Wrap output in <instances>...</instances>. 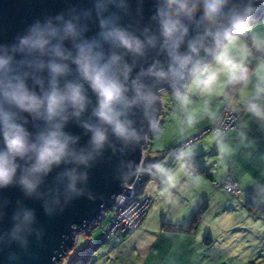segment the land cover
Instances as JSON below:
<instances>
[{"label":"clouds","instance_id":"obj_1","mask_svg":"<svg viewBox=\"0 0 264 264\" xmlns=\"http://www.w3.org/2000/svg\"><path fill=\"white\" fill-rule=\"evenodd\" d=\"M259 3L264 0H155L149 23L141 25L143 0H136L135 23L126 19L133 15L131 0H91L90 7L36 19L13 43L0 44V189L15 185L29 198L49 195L63 211L84 195L77 188L88 179L81 166L90 167L106 146L115 152L120 143L122 153L130 144L134 148L147 135L138 130L145 122L148 132L158 133L155 105L165 83L187 106L192 88L210 96L224 76L226 88L242 85L249 91L244 110L264 123V33L252 31ZM93 26L97 30L89 36ZM190 29L196 34L189 39ZM150 50L166 61L154 58L144 67ZM201 52L212 55L215 66ZM70 123L88 135L86 144L66 130ZM187 123L195 125L192 114ZM213 132L223 152L227 131ZM185 153L193 154L190 145ZM61 166L56 186L39 192ZM152 167L163 174L170 198L179 184L175 172ZM127 168L121 179H139L145 170L139 164L132 171L131 162ZM88 198L94 199L90 192ZM51 204L44 205L48 215ZM12 220L11 229L0 232V248L14 243L27 251L29 236L42 239L33 227L34 210L21 206ZM8 259L19 257L10 252Z\"/></svg>","mask_w":264,"mask_h":264},{"label":"crops","instance_id":"obj_2","mask_svg":"<svg viewBox=\"0 0 264 264\" xmlns=\"http://www.w3.org/2000/svg\"><path fill=\"white\" fill-rule=\"evenodd\" d=\"M225 85L226 80H224L222 88L214 90L212 94L219 97V103L216 102L215 113L209 120L201 122V116L204 115L202 113L195 117V125L189 127L187 118L190 111H186L185 116L180 120L181 124H176L173 120L166 123L162 119L158 132H161L160 135L168 132L169 139L164 142L166 147L175 148L195 135L197 130L216 123L226 108L228 87L226 88ZM249 94V91L244 87L238 92L234 105L239 108L241 115L237 120V128L227 131V135L223 137V142L226 145L223 152L216 142L214 132L211 131L202 137L203 139L200 138L199 142L196 141L198 143L191 144L193 151L191 156L183 150V154L176 156L172 154L158 163L166 171L175 172L179 184L172 190V196L167 198L169 193L164 191V184L161 181L163 174L155 170L156 177L147 182L150 189L148 188L145 192L146 184L144 194L151 196L148 198L152 199V205L140 229L142 228L141 232L144 236L147 235L148 240L146 247H143L141 251L138 250L139 257L135 264H174L175 261L178 262V260L187 257L190 258L192 264L195 248L198 243L201 245L196 235L205 230L204 227L200 226L196 234H184L166 231L162 224L164 222L190 223L202 206H205V214L200 225L202 222L209 221L213 203L220 192H225L224 187L217 185L216 182L222 184L228 176L238 183L240 194L237 196L239 198L237 203L256 207L262 213L259 216L264 217V123L256 120L244 110V103ZM190 98H194V96L191 95ZM160 138L163 139L161 136ZM159 154L152 151L150 156L157 157L159 160L163 159ZM178 157L180 159H177ZM185 162L188 166L195 165L198 172L190 175L189 170L185 168ZM222 198L226 205L236 202V199H230L228 196ZM224 215L229 217L230 213H224ZM151 217L153 218L152 222ZM216 227L214 226V228ZM205 235L212 236V232L207 230ZM99 237L100 234L97 233V237L93 238L94 241H97V246L92 251L89 260L92 257L95 259V263L96 260H99L96 264H103L113 257L114 259L121 258L119 254L122 253L118 251V248L124 244L121 237L105 235L98 241ZM132 238H136V234ZM135 244L137 243L134 242ZM123 263L124 259L121 264Z\"/></svg>","mask_w":264,"mask_h":264},{"label":"water","instance_id":"obj_3","mask_svg":"<svg viewBox=\"0 0 264 264\" xmlns=\"http://www.w3.org/2000/svg\"><path fill=\"white\" fill-rule=\"evenodd\" d=\"M133 15L126 18L135 23L139 18L135 15L136 0H131ZM155 0H143V20L141 25L149 23V19L154 12ZM76 6L80 8L90 7L91 0H0V44H11L14 42L18 34L24 30L34 20L39 19L41 22L46 17L55 16L60 12H66L69 7ZM259 11L255 14L253 23L264 20V3L258 4ZM199 16V14H198ZM96 27H92L89 36L95 34ZM195 31L190 29L189 39L195 36ZM181 52L187 50V44L181 46ZM201 56L209 63L212 55H205L201 52ZM154 58L166 61V56H156L155 51L149 52L147 62H142L144 67L152 62ZM166 66V65H165ZM139 68L136 69L138 71ZM165 91H171L167 83L163 85L160 92L159 102L155 105L157 108L156 117L161 122L164 103L162 95ZM89 95L91 92L89 91ZM93 100L95 99L92 97ZM139 119V116L137 117ZM29 130L31 126L29 125ZM74 135L81 136V145L87 143L89 137L75 123H70L66 129ZM140 135H147L143 140L133 145L130 144L122 153L120 149L122 144H116V151L105 147L103 154L91 162L90 167H80V171H87V181H78L77 188L84 189V195L75 197L66 206L63 211L55 204H51V196L44 195L42 198H29L24 195L18 186H9L0 189V232H6L13 225V213L21 206L35 211V223L33 227L42 232V239L37 240L35 233L28 237V250L24 251L16 244L0 248V264H59V260L65 253L75 244L78 235L99 220L105 211L116 204L118 197L124 193L130 195L129 185L136 182L137 179H121L122 174L129 169L127 164L132 163V171L136 165L143 164L145 157V149L148 145L149 135L147 122L144 123ZM61 168L54 169L45 183L38 189L41 193H47L49 189L56 186L55 177ZM61 192L64 186L60 185ZM131 190V189H130ZM91 193L94 199L88 198ZM63 203V196H61ZM22 202L18 204L17 202ZM48 202L53 208L51 215L45 213L44 205ZM3 206V207H2ZM14 252L19 259L10 261L8 255Z\"/></svg>","mask_w":264,"mask_h":264},{"label":"rangeland","instance_id":"obj_4","mask_svg":"<svg viewBox=\"0 0 264 264\" xmlns=\"http://www.w3.org/2000/svg\"><path fill=\"white\" fill-rule=\"evenodd\" d=\"M252 31L264 33V20L253 23ZM232 51L235 53V49H232ZM253 61L255 60L253 59ZM209 64L215 66L214 59L209 62ZM225 79L226 78L224 76H221L220 83L215 88V91L219 88H222ZM242 87L243 86L241 85L240 89ZM191 91V95L194 96V98H190L191 103L187 106H183L179 101L175 100L172 92L165 91L163 93L162 101L164 103L165 109L163 110L161 118L164 119L166 123L173 120L174 122H176V124H181L180 120L183 119L186 111H190L189 114H192L194 117L204 113V115L201 116V122H204L206 119L209 120L213 116L217 107L216 102L218 101L219 97L199 93L195 88H192ZM226 98L228 99L229 97L226 95ZM205 101H208L207 108L205 106ZM227 110H232L237 113L239 111V108L235 106L233 102L228 108L225 109V111ZM214 124L197 130L195 135L190 137V139H192L194 136H197L200 131L211 128L212 126H214ZM160 133L161 132L149 135L147 154L145 153V156L148 154L151 155V152L154 151V153L156 154L160 153L159 155L163 157L161 161H164L168 156L172 154H175L176 156L178 153L175 150L176 147H173L174 149L168 152V148L170 147H166V145L164 144V142L169 139V136L167 134L168 132H164L161 135ZM160 136L163 137V139H161ZM190 139L188 138L187 140ZM201 139L203 138L201 137ZM201 139L199 138L198 140L193 141V143H195L196 141L199 142V140ZM185 141H183L179 145H183ZM184 151L181 153L183 154ZM177 159H180V157H178ZM185 168L189 170V166L186 162ZM138 183L139 182H137L136 184L134 183V188L138 191L136 197L139 199L144 196L146 197L147 200L145 198H142V201H146L145 203H147V210L140 219L134 221V228H132V230L129 229L130 231L128 230V232H124V228L123 230L118 229V212L114 208H110L104 212V217L102 216L93 225H91L78 235L75 244L65 253V255L61 257V259L59 260V264H82L83 260H85L83 261L84 263H86V261L88 260L87 264H96L99 260H96L95 263V259L91 257L89 260L88 258L90 257L94 248L97 246V241L93 240V238L97 237V233L100 234L98 241L105 237V235H118L124 242L123 246L121 248H118V251L122 253L119 254L121 258L114 259L113 257L110 261L103 264H121L122 259H124L123 264H135L137 262V259L139 257L138 250L141 251L143 247L145 248L148 240L146 238L147 235L144 236L142 234V228H139L142 226V223L149 213L152 205V199L148 198L149 195L146 196V193L144 194V189L147 187L145 191L147 192V189H150V187H148L149 183H146V187H142V185H144L143 174L141 183ZM225 196H228L230 199H236V202H233V204H224L222 197ZM238 201L239 198H237L236 195L226 190L225 192H220L219 196L211 207L210 220L207 222H202V224L200 225L201 227H204L203 229L205 230L196 235L198 241L201 242V245L200 243H198L195 248L194 256L191 260L192 264H264V217L249 213L247 207L238 204ZM224 213H230V216L227 217L226 215H224ZM152 220L153 218L151 217V222ZM214 226L217 227L214 228ZM103 227H106V231L103 230ZM207 230L212 232V236L205 235V232ZM91 232L92 235H90ZM135 234L136 238H132ZM206 238H209L210 240H212V242H209V240ZM134 242L137 244L134 245ZM174 264H191V262L190 258L187 257L185 259L178 260V262L175 261Z\"/></svg>","mask_w":264,"mask_h":264},{"label":"built area","instance_id":"obj_5","mask_svg":"<svg viewBox=\"0 0 264 264\" xmlns=\"http://www.w3.org/2000/svg\"><path fill=\"white\" fill-rule=\"evenodd\" d=\"M240 115H241L240 111H238L237 113L232 110L224 111L222 116L216 122L215 126L211 127L210 129H214V130L220 129L222 133L225 131L233 130L237 126V120L240 117ZM210 129L202 130L199 132L197 136H194L192 139L189 138L190 140H186L183 143V145H178L176 147L177 153H181L187 147V145H191L193 141L198 140L201 137H204ZM141 180H142V174L139 176V179L136 180L135 184L137 182H139L138 184H140ZM128 187L131 189V190L129 189V192H131L130 195L128 196L122 193L118 197L116 204L113 206V208L118 212V218H117L118 229L123 230L124 228V232H128L129 229L134 228V224H133L134 221L140 219L147 210L146 208L147 203H145L146 201H142V198L139 199L136 197L138 191L134 188V184L129 185ZM223 187L226 191L232 194L240 193V189L238 188L237 182L231 180L230 177L224 182Z\"/></svg>","mask_w":264,"mask_h":264},{"label":"trees","instance_id":"obj_6","mask_svg":"<svg viewBox=\"0 0 264 264\" xmlns=\"http://www.w3.org/2000/svg\"><path fill=\"white\" fill-rule=\"evenodd\" d=\"M252 62L254 64L255 61H252ZM240 87H241V85H233V86H229L228 87V89L226 90V94H227V96L229 98L227 99V102H226V108H228L231 105V103H233L237 99L238 92H239ZM225 109H224V111H225ZM222 114H221V116H222ZM214 126H215V124H214ZM214 126H212V127H214ZM236 128H237V126H236ZM207 129H210V128H207ZM211 131H214V129H210L208 131V133L211 132ZM229 131H231V130H229ZM172 149H174V148L168 149V152L169 151H172ZM175 150H176V148H175ZM146 154H147V146H146ZM178 154H180V153H178ZM160 161L161 160H159L157 157H155V158L154 157H151L149 154L145 156V159L143 161V164H144V167H145V170L143 172L144 185H142V187H145V185H146L147 182H149L151 179H153V178L156 177L155 176V170L156 169L154 167H152V166L158 164ZM148 168H150L151 171H149ZM197 172H198V170H197V167L195 165H190L189 166V174L190 175H193V174H195ZM229 177L230 176H228L227 179H229ZM216 184L223 187V184L224 183L221 184V183L216 182ZM238 188H239V186H238ZM239 194H234V195L238 196ZM246 207H247V209L249 210V212L251 214H254V215H257V216L262 215V213L259 212L256 207H253L252 205H246ZM204 212H205V206H202L197 211L196 215L194 216V218L192 219V221L190 223H187V224H172V223L164 222L162 224V227H163L164 230L170 231V232L184 233V234H196L197 231H198V229H199V227H200V223H201V221L203 219ZM105 228L106 227H104V231H105ZM206 239L210 240L209 238H206ZM83 261H85V260H83ZM83 261H82V264H87V261L88 260L86 261V263H84Z\"/></svg>","mask_w":264,"mask_h":264},{"label":"bare ground","instance_id":"obj_7","mask_svg":"<svg viewBox=\"0 0 264 264\" xmlns=\"http://www.w3.org/2000/svg\"><path fill=\"white\" fill-rule=\"evenodd\" d=\"M143 200V199H142ZM147 200V199H146ZM132 230V229H131Z\"/></svg>","mask_w":264,"mask_h":264}]
</instances>
